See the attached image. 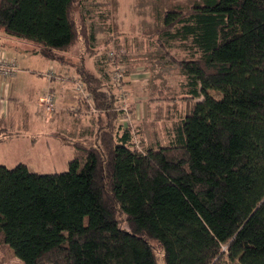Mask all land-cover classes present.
<instances>
[{
    "label": "trees",
    "instance_id": "trees-1",
    "mask_svg": "<svg viewBox=\"0 0 264 264\" xmlns=\"http://www.w3.org/2000/svg\"><path fill=\"white\" fill-rule=\"evenodd\" d=\"M79 4L0 0V48L8 38L72 69L104 110L93 140H71L66 170L0 163V244L22 264H264V0L163 13L191 101L157 148L136 147L109 109Z\"/></svg>",
    "mask_w": 264,
    "mask_h": 264
},
{
    "label": "rangeland",
    "instance_id": "rangeland-1",
    "mask_svg": "<svg viewBox=\"0 0 264 264\" xmlns=\"http://www.w3.org/2000/svg\"><path fill=\"white\" fill-rule=\"evenodd\" d=\"M196 1L80 0V4L75 6L74 15H81L88 31L94 34L93 47L91 46L94 55L85 59L86 64L102 78L103 83L110 85L114 93V106L109 109L116 112L119 122L128 124L132 141L138 148H157L168 144L177 122L183 117L191 101L186 93L184 76L176 61L186 50L178 40H170L162 35V17L170 8L187 10ZM7 43L10 44L11 41L7 40ZM17 44L22 50L24 44ZM78 46V43L75 44L73 51ZM1 53L20 69L16 56L4 51ZM25 60L23 65L28 64ZM113 71L121 72L122 82H115V74L110 78ZM48 73L55 75V72L48 68L42 73L49 81ZM58 82L70 88L72 103L69 111L82 115L77 116L81 130L88 124L94 127L86 137L87 140H93L97 125L102 121L99 117L103 116L104 110L95 105L92 93L85 89L86 84L77 77L72 78L67 74L63 81ZM80 83L81 91L77 87ZM48 89L52 91L53 108L49 114L44 111L43 106ZM55 90L56 86H49L38 98L37 109L43 120H51L56 109ZM71 158L72 154L65 147L63 152L54 150L52 153L49 149L40 157L35 153L30 156L28 168L38 173L60 172L67 169V162ZM157 255L158 264H161V256L159 253ZM0 264H22V261L12 254L8 245L0 244Z\"/></svg>",
    "mask_w": 264,
    "mask_h": 264
},
{
    "label": "crops",
    "instance_id": "crops-1",
    "mask_svg": "<svg viewBox=\"0 0 264 264\" xmlns=\"http://www.w3.org/2000/svg\"><path fill=\"white\" fill-rule=\"evenodd\" d=\"M2 42L5 44L0 50L16 56L20 69L11 77L0 76V163L8 167L24 163L28 167L29 157L34 153L40 157L49 149L52 153L54 150L63 152V147L73 155L71 140L85 139L94 128L88 124L81 130L77 116L82 115L69 111L72 103L70 88L58 82L67 74L76 78L75 72L24 52L19 49L18 42L11 39L2 38ZM24 60L28 61L27 65H23ZM48 68L55 72L48 78L49 81L52 79L50 82L42 74ZM49 86H56V109L48 121L39 115L37 104L42 91Z\"/></svg>",
    "mask_w": 264,
    "mask_h": 264
},
{
    "label": "built area",
    "instance_id": "built-area-1",
    "mask_svg": "<svg viewBox=\"0 0 264 264\" xmlns=\"http://www.w3.org/2000/svg\"><path fill=\"white\" fill-rule=\"evenodd\" d=\"M18 70V67L16 65V63H14L13 61H10L6 58H4V56L0 55V76L2 77H11L13 76ZM49 78L52 77L53 75L49 74ZM51 75V76H50ZM118 73H115V77H119ZM78 89L82 90V85L81 83L79 85H77ZM80 90V91H81ZM47 93V94H46ZM46 96L43 100V106H44V111L49 114L53 108H52V91L51 89H48L46 91ZM83 93L86 94V96L88 95L87 92H84Z\"/></svg>",
    "mask_w": 264,
    "mask_h": 264
}]
</instances>
